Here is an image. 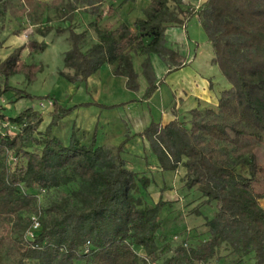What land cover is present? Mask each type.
<instances>
[{"label": "trees", "instance_id": "trees-1", "mask_svg": "<svg viewBox=\"0 0 264 264\" xmlns=\"http://www.w3.org/2000/svg\"><path fill=\"white\" fill-rule=\"evenodd\" d=\"M78 1L96 4L91 10L97 43L82 53L86 31H69L70 49L64 57V68L73 72L69 81L86 82L106 64L114 67V77L125 78L129 91H137L131 53L153 54L168 66V73L173 72L182 66L181 57L164 47V31L172 25L182 27L197 16L213 49L211 63L229 88L220 93L216 109L190 110L186 124L177 119L164 126L152 122L140 133L125 135L119 146L97 145L95 131L87 145L74 129L66 144L52 135L61 118L88 104L64 109L46 97L52 102L51 120L40 138L34 134L43 122L41 112L26 109L17 117L0 115L1 127L11 124L17 129L13 135H0V223L9 226L14 264H210L226 255L264 264V208L260 204L264 194L255 190L261 169L256 155L234 141L236 136L264 144V0H207L198 10L184 9L181 0H149L143 20H135L132 28L121 24L114 30L100 26V4L110 2L107 15L111 16L112 4L116 8L134 0ZM23 2L32 8L41 0ZM57 2L62 0H48L41 6L55 7ZM10 4V0H0L4 10ZM45 48V42L28 44L31 53ZM22 50L0 59V100L6 94L13 103L31 98L9 84L17 75L31 83L42 70L26 64ZM141 66L149 84L146 101L157 83L148 58ZM135 137L148 143L153 163L129 165L125 145ZM34 145H42L39 153L27 150ZM9 155L20 165L11 169ZM150 166L158 169V179ZM179 170L186 199L198 203L192 215L202 218L207 236L187 245L183 235L177 244L168 239L159 248L158 234L169 202H152L150 191H162L167 184L164 175L174 176ZM71 183L77 189L42 206L33 195L37 189L49 193ZM207 208L212 210L210 217L203 213ZM32 218L39 227L27 239Z\"/></svg>", "mask_w": 264, "mask_h": 264}, {"label": "rangeland", "instance_id": "rangeland-1", "mask_svg": "<svg viewBox=\"0 0 264 264\" xmlns=\"http://www.w3.org/2000/svg\"><path fill=\"white\" fill-rule=\"evenodd\" d=\"M10 1V7H7L6 10L0 7V59H5L16 49L23 48L20 53L21 59L28 65L34 64L39 66L42 70L31 83H27L21 75H17L10 79L9 84H11V86L24 90L31 98L20 99L18 102L13 103V98L10 94L4 95L0 100V115L17 117L21 111L26 109H35L41 112L43 114V122L36 131L38 134H34L37 138H40L41 136L39 133L45 131L51 120L49 114L52 110V102L46 97L55 99L58 105L64 109L72 108L75 105L88 104L86 107L75 108L69 115L61 118L57 127L52 129V135L65 144L69 141L68 138L74 129L78 139H80L82 144L86 145L89 144L90 136L93 131H95L96 138L99 128L101 130V127L104 125L106 126V124H109V127H113L116 118L123 119V115L125 113L127 114L128 109L132 106L134 101L139 104L147 101V104L144 106L150 108L149 110L152 111L153 118L158 116L156 106L163 104L169 94L167 93V84L164 82V79L159 77L160 79L157 80L154 76L157 88L146 101H143L149 84L141 75V65L145 62L146 58H148L151 63L150 55L146 56L145 54L131 53L132 64H134L139 74L136 79L139 88L135 92L127 89L125 78L113 76L114 67L105 69L106 67L102 66V68L93 75L98 77V80H95L92 85L90 83L88 85V79L86 82L69 81L68 76L72 75L73 72L64 68L65 53L70 49V42L68 40L69 31L74 30L76 33L86 31V40L81 46L82 53H86L92 45L97 43L95 31L92 26V22L95 18V15L92 14V7L96 6L94 1L91 2L92 5H88L87 2L83 4L78 0H62L61 3L57 2L54 7L50 5L41 6V3L48 2V0H41V2H37L38 4L32 8L26 7L23 0ZM109 5L110 2L105 1L100 4L98 9V13H102L103 15L100 24L102 27L108 29L116 26V24L113 23V18H106ZM71 6H76L73 11H69L68 9V7ZM111 6L114 7V10L116 9V3ZM193 10L197 9L194 8ZM47 28H49L48 31H46ZM59 29H61V32L57 33ZM38 31H41L43 35L38 34ZM32 41L38 43L45 42L46 48L43 52L31 53L28 49V44ZM85 110L88 112H95L100 119V122L95 123L96 125L91 133L81 132V129L78 128V124H83L86 120V115H84L85 117L82 116V112ZM126 119H129L128 116ZM177 120L186 124L187 115ZM5 127L6 128H2L0 125V135H13L17 133V129L11 126V124ZM127 134L129 133L127 132ZM234 141L239 148L253 152L256 155L261 170L259 181L255 185V190L258 193L264 194V144H259L256 140L250 138H239L236 136H234ZM105 145L109 144L107 143ZM41 148L42 145H34L28 146L27 150L39 153ZM124 151H126V148ZM128 151L131 154L128 152L126 159L131 163L129 164L130 166H133L135 162L140 164L147 163L149 151L147 152L142 149L141 156L137 154L138 150L131 151V149H129ZM7 163L11 169H13L15 165H20L19 160L13 158L12 155H9ZM156 169L155 166H150L149 171L151 173L153 172V177L158 179L157 175H159V171ZM181 175L182 171L180 170L175 173L174 176L171 173L165 174L164 179H166L165 181L167 184H163V190L159 191V189L156 188V190L150 191V199L152 202L157 203L159 200L169 202V205L164 211L161 231L158 234L160 239L157 242V246L159 248L162 247L165 240L168 239L174 244H177L183 235L186 237L187 245H194L207 236L202 218H195L194 215H192V211L198 203L193 200L191 202L190 198L186 199L188 194L179 178ZM75 189H77L76 184L71 183L70 185L58 189V191H50L49 193L37 189L33 195L37 198L38 205L42 206L47 204L51 199H56L59 194L70 193ZM20 190L23 192L26 191L23 186H21ZM260 204L262 208H264V199L260 200ZM203 213L206 217L212 216V210H209V208L205 209ZM33 220L35 219L32 218L31 222H34ZM31 228L25 233L27 239H32L36 235L35 232L38 228L36 230L33 229V225H31ZM8 230L9 226L7 223H0L1 264H14L16 258L13 249V241L9 239ZM137 251L143 256L141 250ZM251 263L252 261L249 260H239L235 256L226 255L223 257V260L222 258L216 261L213 260L210 264ZM24 264L34 263L24 261ZM80 264L83 263L80 262Z\"/></svg>", "mask_w": 264, "mask_h": 264}, {"label": "crops", "instance_id": "crops-1", "mask_svg": "<svg viewBox=\"0 0 264 264\" xmlns=\"http://www.w3.org/2000/svg\"><path fill=\"white\" fill-rule=\"evenodd\" d=\"M206 1L181 0V3L184 9L190 7L198 10ZM148 5L149 0H134L117 6L113 15L109 16L106 13V18H113V23L116 24L115 27L109 29L114 30L121 24L132 28L135 20H143L145 18V10ZM102 19L103 15L100 22ZM164 36V47L175 51L181 57L182 66L168 73V66L157 56L150 55V65H152L153 74L157 80L160 78L164 79L167 84V93L169 94L163 104L156 106L158 116L153 118L150 108L144 106L147 101L142 102V104L134 101L127 114L123 115V119H115L113 127H109V124L101 127V130L98 127L99 131L96 134L97 145L103 146L108 143L112 146H118L125 139L124 136L127 132L130 136L140 133L152 122L164 126L175 119L186 116L190 110L217 108L216 105L220 93L228 89L229 86L221 76L217 66L215 67L211 63L213 49H211L207 37L202 31L197 16L188 19L182 27L168 26L164 31ZM102 66L106 67L105 69L110 67L106 64ZM134 70L139 75L135 66ZM97 78L93 75L90 76L87 80L88 85L89 83L92 85L95 80H98ZM84 115H86L87 121L84 118V123L78 124V128L81 129V132L91 133L96 125L95 123L100 122V119L93 111L88 112L85 110L82 112L83 117H85ZM127 116L129 119H126ZM125 148L126 152H129V149L131 151L138 150L137 154L141 156L142 149L148 152V143L140 137H135L126 144ZM147 161L150 163L154 162L153 157L149 154ZM156 170L158 171V169Z\"/></svg>", "mask_w": 264, "mask_h": 264}, {"label": "built area", "instance_id": "built-area-1", "mask_svg": "<svg viewBox=\"0 0 264 264\" xmlns=\"http://www.w3.org/2000/svg\"><path fill=\"white\" fill-rule=\"evenodd\" d=\"M5 126H8L7 124H4L2 127H5ZM34 222H32V225H33V229H37L39 226H38V223L35 221V220H33Z\"/></svg>", "mask_w": 264, "mask_h": 264}]
</instances>
